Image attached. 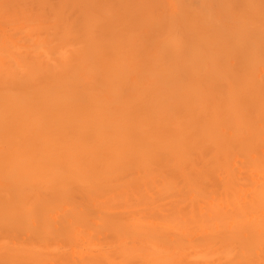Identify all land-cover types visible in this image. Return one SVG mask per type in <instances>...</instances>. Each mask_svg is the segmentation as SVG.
I'll return each mask as SVG.
<instances>
[{"label": "bare ground", "instance_id": "6f19581e", "mask_svg": "<svg viewBox=\"0 0 264 264\" xmlns=\"http://www.w3.org/2000/svg\"><path fill=\"white\" fill-rule=\"evenodd\" d=\"M0 264H264V0H0Z\"/></svg>", "mask_w": 264, "mask_h": 264}]
</instances>
